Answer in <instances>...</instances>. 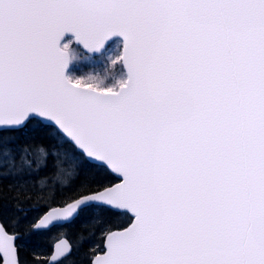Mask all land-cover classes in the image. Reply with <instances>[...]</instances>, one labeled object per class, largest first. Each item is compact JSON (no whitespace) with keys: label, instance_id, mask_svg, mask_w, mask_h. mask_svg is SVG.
Instances as JSON below:
<instances>
[{"label":"snow or ice","instance_id":"snow-or-ice-1","mask_svg":"<svg viewBox=\"0 0 264 264\" xmlns=\"http://www.w3.org/2000/svg\"><path fill=\"white\" fill-rule=\"evenodd\" d=\"M8 176L43 203L0 205V264L84 213L34 264H264V0H0Z\"/></svg>","mask_w":264,"mask_h":264},{"label":"trees","instance_id":"trees-1","mask_svg":"<svg viewBox=\"0 0 264 264\" xmlns=\"http://www.w3.org/2000/svg\"><path fill=\"white\" fill-rule=\"evenodd\" d=\"M73 68L69 69L70 70ZM83 178V176H81ZM19 177H3L0 178V197H6L0 199V205L3 206V215L4 219L7 221L16 216H22V212H18L15 208L17 200L14 198L16 196L17 191L21 192L20 203L21 209H31L33 205L42 204L43 201H38L37 199V191L29 187L28 191L25 193L23 189H19L16 184V180ZM24 179H28L24 177ZM34 179V178H33ZM66 179L71 181V177H66ZM111 182H116V179L113 176L107 177ZM41 195L47 196V191H43L40 193ZM28 196L30 198L25 199L24 197ZM57 199H60L59 193L57 192ZM43 211V209H41ZM38 213L33 211H29V214L26 219H21V231H24L32 221V219L37 216ZM91 213L81 214L73 224L65 225L62 228H54L51 232L46 233H36L29 235V237L25 241V246L21 249V258L27 262V264H34L35 258L37 254L41 260L48 258L51 252V248L53 243L60 237H66L70 242L75 244L78 239V233L83 232V234L87 237L89 229H82L81 225L90 220ZM61 232H66V236H61ZM95 244V238L86 239L82 246L79 247L78 250H74L72 258L75 260V264H88V260L90 257L87 256V253L90 251L92 246Z\"/></svg>","mask_w":264,"mask_h":264},{"label":"rangeland","instance_id":"rangeland-1","mask_svg":"<svg viewBox=\"0 0 264 264\" xmlns=\"http://www.w3.org/2000/svg\"><path fill=\"white\" fill-rule=\"evenodd\" d=\"M70 39H73V38H72V37H67V38L62 42V44L65 43V42H67V41L70 40ZM118 43H121V41H119V40L114 41L113 43H111V44L106 48V50H109V51H111V50H115V46H116ZM104 63H105V62H102V61L97 60V62H96L94 65H91V66H89V65L87 64V62L81 63V64H79V65L73 64V65L70 66V68H73V69H71L70 72H69L68 74H71L72 71L77 72V74H84L87 70H89V67H95L97 70H102V67H103Z\"/></svg>","mask_w":264,"mask_h":264},{"label":"water","instance_id":"water-1","mask_svg":"<svg viewBox=\"0 0 264 264\" xmlns=\"http://www.w3.org/2000/svg\"><path fill=\"white\" fill-rule=\"evenodd\" d=\"M67 37H72L73 38V36H72V34H66L65 35V37L63 38V40L61 41V43L67 38ZM115 39H119V40H121L122 41V38L121 37H118V36H116V37H113V38H111L109 41H107L106 42V44H105V48L113 41V40H115ZM114 177V176H113ZM115 178V177H114ZM117 182H119L118 180H117ZM61 239V238H60ZM59 240V239H58ZM57 240V241H58ZM55 243V242H54ZM54 243H53V245H54ZM53 245H52V250H51V253L53 252Z\"/></svg>","mask_w":264,"mask_h":264}]
</instances>
